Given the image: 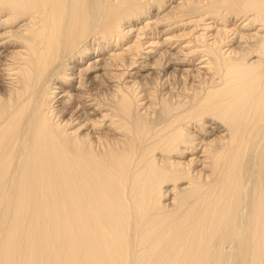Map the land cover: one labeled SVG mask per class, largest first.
<instances>
[{
    "label": "bare ground",
    "instance_id": "bare-ground-1",
    "mask_svg": "<svg viewBox=\"0 0 264 264\" xmlns=\"http://www.w3.org/2000/svg\"><path fill=\"white\" fill-rule=\"evenodd\" d=\"M0 264H264V0H0Z\"/></svg>",
    "mask_w": 264,
    "mask_h": 264
},
{
    "label": "rangeland",
    "instance_id": "rangeland-1",
    "mask_svg": "<svg viewBox=\"0 0 264 264\" xmlns=\"http://www.w3.org/2000/svg\"><path fill=\"white\" fill-rule=\"evenodd\" d=\"M146 38H147V39L144 38L145 40H143L144 43L148 42V40H149L148 37H146ZM144 43H143V44H144ZM145 47H146V46H145Z\"/></svg>",
    "mask_w": 264,
    "mask_h": 264
}]
</instances>
